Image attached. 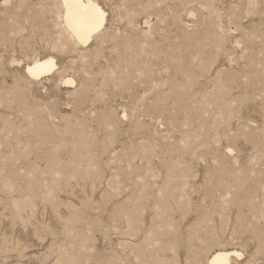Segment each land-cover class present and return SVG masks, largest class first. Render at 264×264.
Instances as JSON below:
<instances>
[{"label":"rangeland","instance_id":"rangeland-1","mask_svg":"<svg viewBox=\"0 0 264 264\" xmlns=\"http://www.w3.org/2000/svg\"><path fill=\"white\" fill-rule=\"evenodd\" d=\"M93 1L0 0V264H264V0Z\"/></svg>","mask_w":264,"mask_h":264},{"label":"bare ground","instance_id":"bare-ground-1","mask_svg":"<svg viewBox=\"0 0 264 264\" xmlns=\"http://www.w3.org/2000/svg\"><path fill=\"white\" fill-rule=\"evenodd\" d=\"M64 5V20L79 43H87L91 36L100 31L105 20V12L93 0H61ZM55 66L52 57H43L25 65L24 71L31 78L48 74ZM200 75V74H199ZM66 79L65 83H72ZM231 255L240 256L236 250H217L213 252L208 264H229Z\"/></svg>","mask_w":264,"mask_h":264}]
</instances>
